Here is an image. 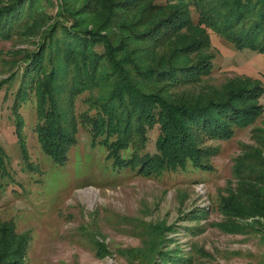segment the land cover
Listing matches in <instances>:
<instances>
[{
    "label": "trees",
    "instance_id": "trees-1",
    "mask_svg": "<svg viewBox=\"0 0 264 264\" xmlns=\"http://www.w3.org/2000/svg\"><path fill=\"white\" fill-rule=\"evenodd\" d=\"M80 2L0 0V40L27 39L34 45L31 50L0 49L9 72L0 79V88L17 82L10 109L26 162L19 109L32 96L36 137L54 164L67 162L81 127L92 147L104 146L113 166L129 167L141 176H158L188 162L210 169L213 150L201 144L230 138L235 128L252 125L263 112L258 99L264 85L257 78H230L219 87L204 85L198 93L188 88L211 74L210 30L237 49L264 56V0ZM77 100L85 107L78 109ZM156 127L151 153L145 147L147 132ZM251 139L253 144L243 143L235 157L234 187L218 200L225 219L216 225L225 231H236L237 219L264 220V126L251 128ZM5 160L0 147L2 170ZM253 222L262 226V221ZM170 230L168 225L151 227L150 233H158L152 247ZM29 241L27 232L2 220L0 264H27ZM157 255L158 264L186 263L173 250H158ZM136 257L148 264L142 252Z\"/></svg>",
    "mask_w": 264,
    "mask_h": 264
},
{
    "label": "rangeland",
    "instance_id": "rangeland-1",
    "mask_svg": "<svg viewBox=\"0 0 264 264\" xmlns=\"http://www.w3.org/2000/svg\"><path fill=\"white\" fill-rule=\"evenodd\" d=\"M209 32L211 74L188 90L198 93L204 85L219 87L230 78L245 76L264 85L261 53L237 49L227 38ZM31 42L0 40V49L31 50ZM1 55L10 58L3 52ZM7 65L0 59V79L9 75ZM16 86L17 82L0 88V147L6 153L5 169H0V222L11 221L17 232L29 234L27 264H140L136 257L140 252L143 261L158 264V250H173L187 264H264L262 218L237 219L239 226L232 232L216 225L225 219L217 208L219 197L236 182L232 173L235 157L243 143L253 144L251 128L264 126V96L258 99L263 112L252 125L235 128L228 139H208L201 144L213 150L207 162L210 169L188 162L158 176H141L129 167L113 166L104 146L92 147L90 135L81 127L67 162L54 164L36 137L33 96L19 109L28 151L26 162L10 109ZM76 102L82 109L84 104ZM147 133L145 147L153 153L157 127ZM254 220L262 221V226L257 228ZM164 225L173 230L164 232L163 242L152 247L158 233L149 229Z\"/></svg>",
    "mask_w": 264,
    "mask_h": 264
}]
</instances>
